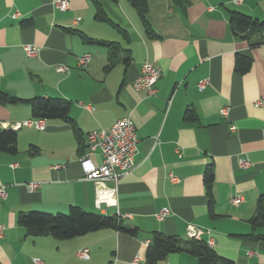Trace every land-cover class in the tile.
<instances>
[{
  "label": "crops",
  "instance_id": "crops-1",
  "mask_svg": "<svg viewBox=\"0 0 264 264\" xmlns=\"http://www.w3.org/2000/svg\"><path fill=\"white\" fill-rule=\"evenodd\" d=\"M53 2L0 0V90L18 99L64 98L69 117L17 128L37 119L30 103H0V127L17 132L16 151L0 152L6 193L0 197V264H34L33 257L43 264H145L153 231L190 239L189 225L202 229L198 239L211 240L217 255L264 264V239L253 237L262 227L251 223L259 199L264 212V41L253 44L257 36L229 22L231 11L264 19V0H146L151 34L130 0H68L65 10ZM28 43L37 45V55L26 54ZM84 54L90 60L80 66ZM240 55L250 59L243 71L235 65ZM144 61L159 70L153 93L132 86ZM202 79L207 83L200 89ZM123 116L131 117L138 138L135 165L117 179L110 204L98 201L79 157L85 134ZM92 158L99 163V151ZM241 158L248 166L240 167ZM29 181L39 183L34 191L26 189ZM236 195L242 200L234 205ZM71 205L114 216L134 232L108 227L56 238L34 234L18 220L21 212L65 213ZM165 207L169 213L157 219ZM83 246L88 259L75 255ZM197 260L178 251L155 264Z\"/></svg>",
  "mask_w": 264,
  "mask_h": 264
},
{
  "label": "trees",
  "instance_id": "trees-1",
  "mask_svg": "<svg viewBox=\"0 0 264 264\" xmlns=\"http://www.w3.org/2000/svg\"><path fill=\"white\" fill-rule=\"evenodd\" d=\"M180 0H174V2ZM131 5L136 7L139 18L145 27L147 34L153 33L151 27L145 18L146 16V0H130ZM230 27L237 32H245V36H257L252 41L253 44H258L264 41V19H257L250 15L243 14L239 11H231L229 13ZM251 40V39H250ZM112 44V43H110ZM109 44V45H110ZM250 59L240 55L236 59V68L245 70L248 68ZM16 100H24L30 103L32 116L34 118H62L69 120L68 104L64 98L50 97L47 95H38L29 99H18L10 97L0 90V103L14 102ZM17 132L13 128L0 127V152L13 153L17 149ZM213 177L210 166L205 168L204 183L206 185L208 195V205L211 206L213 199L210 194V185ZM259 199L256 204V210L251 217V223L254 226H261L262 230L259 234H254L256 239H264V212ZM208 206V207H209ZM18 220L24 224L26 228L34 234H49L56 238H70L85 234L90 231L101 228H115L134 232L132 228H126L114 216L101 215L95 212H88L78 206L71 205L65 213H50L37 210L30 212H21L18 214ZM150 243L145 252V264H155L156 260H160L171 252L187 251L197 256L196 264H239L231 259L223 258L217 255L208 244L200 239L190 238L182 239L177 236L164 235L161 232L153 231L151 234ZM107 264H111L110 262Z\"/></svg>",
  "mask_w": 264,
  "mask_h": 264
},
{
  "label": "built area",
  "instance_id": "built-area-1",
  "mask_svg": "<svg viewBox=\"0 0 264 264\" xmlns=\"http://www.w3.org/2000/svg\"><path fill=\"white\" fill-rule=\"evenodd\" d=\"M235 2H240V0H233ZM55 8L58 10H65L68 7V0H54L53 2ZM26 54L28 56H35L39 52V48L35 44H25L23 46ZM89 54H84L78 57V63L80 66H86L90 60ZM66 69L65 67H60L59 69ZM159 77V70L149 62L144 61L140 67V73L133 79L132 86L134 89H147L149 92L153 93L155 88V80ZM207 80L202 79L198 82V87L203 89L206 85ZM256 105L261 104L260 101L255 102ZM221 113L226 115L227 109H221ZM44 121L42 119H28L22 122H17L13 126L20 127L21 125H34L37 128L44 127ZM234 126H231L233 129ZM85 152L79 157V165L81 168V173L84 179L92 180L96 183V192L98 201H105L110 204H114V194L116 191V181L122 173H127L135 165V154L137 151V141L138 138L135 133V127L133 121H131L130 116H123L116 121H114L107 128H100L89 131L85 134ZM99 151L101 159L99 163H96L92 159V155ZM240 167L248 166V160L241 158L239 160ZM59 164H53L52 167L57 168ZM169 178L172 181H177V177L169 174ZM114 182V186L111 188H106L104 186L107 181ZM39 183L37 181H29L25 183L26 189L28 191H34ZM5 191L3 186H0V197L4 199ZM242 200L241 195H236L232 197V202L235 204ZM169 213L167 207L161 208L155 213L157 219H163ZM2 226L0 225V234L2 232ZM202 229L194 226H188V236L190 238H199ZM208 246L212 244L211 240L207 242ZM75 255L80 259H88L89 251L87 246H83L75 250ZM34 264H43L42 260L38 257H33Z\"/></svg>",
  "mask_w": 264,
  "mask_h": 264
}]
</instances>
